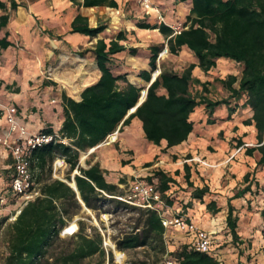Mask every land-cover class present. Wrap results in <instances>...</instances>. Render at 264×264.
Returning a JSON list of instances; mask_svg holds the SVG:
<instances>
[{
    "label": "crops",
    "instance_id": "0c3cea01",
    "mask_svg": "<svg viewBox=\"0 0 264 264\" xmlns=\"http://www.w3.org/2000/svg\"><path fill=\"white\" fill-rule=\"evenodd\" d=\"M111 1L116 3L117 8L110 6ZM151 1L163 17L162 23L173 30L182 25L190 8L187 2ZM82 3L83 0H0V104L3 108H16V120L28 133H38L44 128L58 132L64 119L62 94L79 100L81 91L99 79L100 72L92 52L94 45L101 39L106 43L115 40L119 32L125 36V40L119 41L125 50L111 57V65L114 73L126 74L130 83L143 88L137 105L144 100L146 88L161 71L180 74L189 64L196 65L192 70L193 77L209 83L204 96L212 101L227 97L226 89L217 81L225 77L218 74L237 75L241 68L232 61L220 58L213 69L204 73L185 46L177 54L170 53L157 28L158 12L145 11L138 0H106L104 4L92 7ZM78 16L81 18L74 25L73 21ZM138 24L153 28H139ZM85 25L90 29L101 26L103 30L95 36L74 30ZM154 53L155 68L151 70L149 60ZM142 73L150 74L149 82L142 78ZM193 89L201 91L200 86ZM241 105L242 100L216 107L210 117L213 124L207 123L205 106L196 107L190 114L192 131L187 139L170 148H166L164 140L158 146L147 142L141 130V121L133 118L117 133L115 144L104 140L84 154L79 166L87 169L97 163L105 180L122 190L134 178L145 181L154 172L162 171L174 180L165 192L172 200L170 204L162 203L164 212L182 215L214 234L219 230L225 231L229 202L238 217L236 231L241 241L239 248L248 257L244 245L246 236L251 232L241 227L249 209V200L230 198L246 185H250L252 191L264 184V167L255 170L259 155L254 153L249 157L244 153L246 147L255 145L256 131L252 125L243 124L250 112ZM230 107L235 110L228 116ZM134 110L135 107L128 114ZM7 127L4 112L0 110V139L6 135ZM238 141L243 142L239 147ZM148 163L151 165L146 166ZM10 164L9 151L0 142V197L5 198L7 206L12 193L9 186L4 188V179L12 174ZM184 166L188 168V181L192 187L184 179ZM73 172L74 175L78 173L76 170ZM246 173L250 176L244 182ZM120 180L124 183L119 184ZM203 187H207L209 192L201 199L192 198L193 190ZM216 192L222 195H215ZM210 201H215L220 209L216 214L206 209ZM79 203L83 204L82 201ZM218 214L221 226H216L214 215ZM258 233L262 236L260 231ZM254 236L258 240L257 235ZM213 237L215 240L216 237ZM218 237L221 238L220 235ZM224 238V242L231 241L230 234ZM230 247L232 244L227 243L222 251L223 259L228 257L225 252ZM232 256L235 261L244 259L239 254Z\"/></svg>",
    "mask_w": 264,
    "mask_h": 264
},
{
    "label": "trees",
    "instance_id": "16d2710c",
    "mask_svg": "<svg viewBox=\"0 0 264 264\" xmlns=\"http://www.w3.org/2000/svg\"><path fill=\"white\" fill-rule=\"evenodd\" d=\"M105 2L106 0H83L82 4L92 7ZM175 2H187L190 8L179 32L175 33L164 23L157 27L167 42L169 52L177 54L185 46L197 59V66L204 73L213 69L216 60L220 58L238 65L241 68L238 75L228 74L224 79L217 80L226 89L227 97L212 101L204 96L209 83L193 77L192 70L196 65L189 64L180 74L161 71L146 88L144 100L137 105L143 88L130 83L126 74L114 73L111 65V57L125 50L119 44L120 40H125L124 34L119 32L115 40H110L109 43L103 39L97 40L92 52L100 72L99 79L81 91L79 100L62 94L64 119L57 133L51 128L38 132L53 137L50 143L34 148L30 153L31 166L38 173L39 196L23 206L15 220L8 225L7 251L1 264H82L85 259L95 255L99 257L97 264H103L105 249L102 247L101 235L96 231L92 236L84 234L80 221H77L78 231L73 236L69 251L56 253L53 248L60 231L79 214L81 204L77 194L84 206L92 211L107 200L116 202L119 207L126 204L116 199L124 191L105 180L97 163L83 169L79 166V159L81 153L102 143L115 130L121 132L133 118L141 121V130L147 142L158 146L164 140L166 148H170L187 139L192 131L190 114L196 107L204 105L207 123L213 124L210 117L216 107L242 100L241 107H247L250 112L243 124L252 125L256 131L255 145L246 147L244 153L249 157L254 153L259 155L255 170L264 167V0ZM109 4L117 8L114 1ZM80 18H75L74 25ZM137 26L143 29L153 28L145 24ZM74 30L95 36L103 27L90 29L85 25ZM155 57L156 53L149 60L151 70L155 68ZM142 75L145 81H150L149 73ZM194 86H200L201 91H195ZM134 107L135 110L128 114ZM234 110L235 108L230 107L228 116ZM242 144L243 142L238 141L237 147ZM56 159H63L68 165V181L74 170L78 172L73 176L77 193L62 180L50 179L51 165ZM150 165L148 163L146 166ZM184 171V179L192 187V183L188 181L186 166ZM46 173L48 177L43 178ZM249 176L250 173H246L243 181L247 182ZM145 181L155 185L164 205L171 203L172 199L165 195L169 184L174 182L171 177L162 171H156L151 177L145 178ZM123 183V180L119 181V184ZM208 192L207 187L196 188L192 192V198L201 199ZM252 192L250 185H246L238 189L230 200H246ZM133 208L138 209V217L131 231L122 234L115 241L116 248L122 251L158 248L160 253H164V236L167 230L161 225L159 215L151 209ZM206 209L213 214L220 211L215 201L208 202ZM233 211L234 208L228 202L223 233L230 234L232 247L237 248V254L244 257L242 261L237 260L236 264H256L239 248L241 241L238 240L236 231L238 217ZM262 236L264 238V228ZM226 246L227 243L214 240L211 250L203 253L193 250L185 243L174 250L171 256L177 264H222V251Z\"/></svg>",
    "mask_w": 264,
    "mask_h": 264
},
{
    "label": "rangeland",
    "instance_id": "374dc122",
    "mask_svg": "<svg viewBox=\"0 0 264 264\" xmlns=\"http://www.w3.org/2000/svg\"><path fill=\"white\" fill-rule=\"evenodd\" d=\"M177 27L181 28L182 25H179ZM218 75L226 77L225 73H219ZM216 87L218 88L219 84H217ZM114 142H116V140ZM84 154H86V152L81 153L79 162L83 161ZM53 165L54 162L51 165V172L49 175L50 179H60L68 181L66 179V176L69 172L68 165L61 167H54ZM73 175L74 172L70 174V177L72 178ZM46 177H48L47 173L43 174V178ZM10 178L11 176H8V178L4 179V188L9 186ZM37 179L38 173L36 172L35 182L38 189L40 184L37 182ZM68 182H71V180ZM223 184L224 183L221 184L222 187ZM127 186L124 188V190L127 188ZM217 194L222 195V193L216 192L215 195ZM248 197L249 209L242 219L243 226L241 227V229L244 228L246 231L251 233L245 238L246 244L244 245V248L245 251H248L249 256L254 260L256 264H264V238L263 236H259L258 233L260 231L262 234V229L264 228V184L253 190L252 195ZM10 199L11 200L9 202V205H6L5 207L2 218V225L0 226V264L2 263L7 251L6 230L8 225L12 223L8 220V218L12 217L13 209H16L14 197H11ZM108 199L110 200V198ZM116 199L120 200L119 198ZM10 212L12 214H10ZM218 216L219 214L214 215V218L217 222L216 226H221L220 220H218ZM137 217L138 209H134L133 206H129L127 204L121 205L119 207L116 205V202L107 200L101 203L98 206L97 210L93 211L81 204L79 214L76 215L71 221H69L68 224L60 231L59 238L54 244V252L66 253L72 247L73 236L78 231L77 221H80L82 223L84 234L92 236L96 231L101 235L102 247L105 249V258L103 260V264H141V262H146L147 264H157L165 255L173 258L171 256V253L174 250L179 249L186 243L187 239L181 232L171 229L168 230L164 236V245L166 249L164 253H160L158 248H136L124 251L118 250L116 248L115 241L120 238L122 234L131 231ZM254 217H256L257 219ZM72 223L76 224L75 231L72 233L64 232L65 228L69 227ZM255 234L257 235L256 237H258V240H256L254 236ZM219 235L221 236V238L218 237ZM214 236L216 237L215 241L217 242L221 241L224 244L231 243V241L224 242L225 235L223 233V230L216 231V234H214ZM112 245L114 246V249L112 248ZM115 252L121 256L119 260L116 259ZM225 254H227L228 257L223 259V264H236L237 260L235 261V258L234 256H232V254H237V248L230 247L229 250L225 252ZM98 261L99 257L95 255L93 257L85 259L82 264H97Z\"/></svg>",
    "mask_w": 264,
    "mask_h": 264
},
{
    "label": "built area",
    "instance_id": "2783aa9c",
    "mask_svg": "<svg viewBox=\"0 0 264 264\" xmlns=\"http://www.w3.org/2000/svg\"><path fill=\"white\" fill-rule=\"evenodd\" d=\"M139 4L145 11H155L157 14V22L160 24L163 17L160 15L157 7L151 0H138ZM180 28L174 29L175 33L179 32ZM0 110L4 112V118L7 123V133L0 139V142L8 149L11 159L10 168L12 170L9 188L12 197L15 199L16 209H13L12 217L8 218L13 222L19 214L23 206L28 202L33 201L39 196V190L35 182L36 170L31 166V150L37 147L44 146L53 140L51 135H43L40 133L31 134L18 124L16 120V108L14 106L2 107ZM118 131L115 130L109 134L105 142L110 143L116 140ZM114 136V137H113ZM63 159L54 160V167L65 166ZM125 188V187H124ZM124 194L119 197L121 201L129 206L143 209H151L156 211L160 217L161 225L165 230H176L181 232L187 239V244L199 252H209L214 242V233L205 230L198 226L193 221L182 215H169L162 209V200L156 190L154 184L148 183L140 178H134L129 182ZM5 198L0 197V226L5 211ZM10 214H12L10 212ZM157 264H177L176 261L165 255Z\"/></svg>",
    "mask_w": 264,
    "mask_h": 264
},
{
    "label": "bare ground",
    "instance_id": "6f19581e",
    "mask_svg": "<svg viewBox=\"0 0 264 264\" xmlns=\"http://www.w3.org/2000/svg\"><path fill=\"white\" fill-rule=\"evenodd\" d=\"M114 137V136H113ZM75 229H76V224L75 223H72L69 227H66L65 228V231L64 232H67V233H72V232H74L75 231ZM112 248L114 249V246L112 245ZM115 251V250H114ZM115 255H116V259H120V255L119 254H117L116 252H115Z\"/></svg>",
    "mask_w": 264,
    "mask_h": 264
},
{
    "label": "water",
    "instance_id": "95a60500",
    "mask_svg": "<svg viewBox=\"0 0 264 264\" xmlns=\"http://www.w3.org/2000/svg\"><path fill=\"white\" fill-rule=\"evenodd\" d=\"M62 181L67 183L77 193L73 178H71V182H68V181H65V180H62ZM78 199H79V201H81L80 198H78Z\"/></svg>",
    "mask_w": 264,
    "mask_h": 264
}]
</instances>
